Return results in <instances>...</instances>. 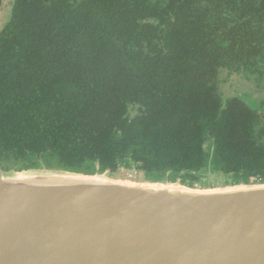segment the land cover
<instances>
[{"label":"trees","instance_id":"obj_1","mask_svg":"<svg viewBox=\"0 0 264 264\" xmlns=\"http://www.w3.org/2000/svg\"><path fill=\"white\" fill-rule=\"evenodd\" d=\"M222 74L256 91V109L222 94ZM260 93L264 0H15L0 30V170L264 184ZM208 139L221 169H207Z\"/></svg>","mask_w":264,"mask_h":264},{"label":"water","instance_id":"obj_2","mask_svg":"<svg viewBox=\"0 0 264 264\" xmlns=\"http://www.w3.org/2000/svg\"><path fill=\"white\" fill-rule=\"evenodd\" d=\"M0 264H264V184L0 170Z\"/></svg>","mask_w":264,"mask_h":264},{"label":"rangeland","instance_id":"obj_3","mask_svg":"<svg viewBox=\"0 0 264 264\" xmlns=\"http://www.w3.org/2000/svg\"><path fill=\"white\" fill-rule=\"evenodd\" d=\"M15 0H3L2 7L0 10V30L7 22L9 15H10V9L12 8V4ZM221 80V92L223 95L230 94L232 92H236L238 95L242 94H248L246 84L241 81V79L232 77L227 78L226 74H222L220 76ZM239 92V93H238ZM245 97V96H244ZM107 176L113 179H120V180H129L136 183L139 182H149V179H146L144 174L140 171H138L134 166L132 165H126L119 167L116 172L113 174H110L107 172ZM166 180H169L168 177L164 178L161 182L164 183ZM172 182V181H171ZM174 182H179L182 185L188 186L186 182L184 183L182 180H179L176 178ZM237 182L232 179L231 176H225L222 173L219 172H210L206 173L201 177V179L193 184V186H190L192 188L197 189H207V188H216V187H225L230 185H236Z\"/></svg>","mask_w":264,"mask_h":264},{"label":"flooded vegetation","instance_id":"obj_4","mask_svg":"<svg viewBox=\"0 0 264 264\" xmlns=\"http://www.w3.org/2000/svg\"><path fill=\"white\" fill-rule=\"evenodd\" d=\"M2 7V6H1ZM11 11V9H10ZM239 93V92H238ZM255 92L253 93H248V94H242L241 95H238L236 92H232L231 95L230 94H226V96H229V97H236V98H239L241 99L244 104L249 108V109H256L255 107H253V105L255 104L254 102H251L249 99H250V96H252L253 94H255ZM245 96V97H244ZM258 104V103H257ZM236 106V104H235ZM260 106V105H259ZM262 143L264 144V139L262 140ZM203 147H204V151H205V155L208 156V167L207 169H221L220 168V164L221 162L219 160L216 159L215 156V153H216V148H215V139H208L206 141H204V144H203ZM217 154V153H216ZM219 156V155H218ZM128 166V165H127ZM210 172H217V171H209L207 173H210ZM220 173V172H219ZM179 180H181L179 178ZM254 184H258V183H254Z\"/></svg>","mask_w":264,"mask_h":264}]
</instances>
